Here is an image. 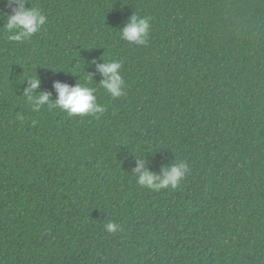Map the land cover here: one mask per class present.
Here are the masks:
<instances>
[{
  "label": "trees",
  "instance_id": "1",
  "mask_svg": "<svg viewBox=\"0 0 264 264\" xmlns=\"http://www.w3.org/2000/svg\"><path fill=\"white\" fill-rule=\"evenodd\" d=\"M27 3L39 33L0 28V264H264V0ZM133 14L150 18L145 46L121 39ZM104 61L121 62L125 95L99 87ZM87 74L98 120L23 96L34 75L54 102ZM137 157L189 170L153 192Z\"/></svg>",
  "mask_w": 264,
  "mask_h": 264
},
{
  "label": "clouds",
  "instance_id": "2",
  "mask_svg": "<svg viewBox=\"0 0 264 264\" xmlns=\"http://www.w3.org/2000/svg\"><path fill=\"white\" fill-rule=\"evenodd\" d=\"M26 4H28L27 0H7L6 6L10 9V12L0 11V19L6 21L3 27L0 28L8 33V41L23 43L39 33L47 23V16L42 10L33 6L25 7ZM149 33L150 18L133 14L121 30L120 35L121 39L130 44L145 46L148 42ZM92 63H95V61ZM96 67L103 77L99 84L100 88H103L113 99L125 95V80L121 75V62L104 61ZM85 79L87 83H78L76 86L59 82L54 84L58 97L53 102L50 100L49 93L41 92L35 96L33 95V91L40 87V80L34 75L31 77L30 86L24 91L23 96L26 97L31 105V110L34 112H39L42 107L47 106L49 109L59 108L70 117L91 116L98 120L105 112V108L97 102V89L90 86L93 77L87 74ZM18 118L24 119L23 116ZM188 170L187 163L177 162L164 167L161 173L157 175L154 172L145 171V160L137 157V167L134 171L138 175H133V177L142 188L160 192L168 188L175 190L186 177ZM104 227L110 234L121 231L120 225L114 221L108 222Z\"/></svg>",
  "mask_w": 264,
  "mask_h": 264
}]
</instances>
